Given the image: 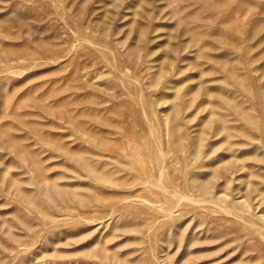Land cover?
I'll return each mask as SVG.
<instances>
[{
  "label": "rangeland",
  "instance_id": "rangeland-1",
  "mask_svg": "<svg viewBox=\"0 0 264 264\" xmlns=\"http://www.w3.org/2000/svg\"><path fill=\"white\" fill-rule=\"evenodd\" d=\"M0 264H264V0H0Z\"/></svg>",
  "mask_w": 264,
  "mask_h": 264
},
{
  "label": "bare ground",
  "instance_id": "bare-ground-1",
  "mask_svg": "<svg viewBox=\"0 0 264 264\" xmlns=\"http://www.w3.org/2000/svg\"><path fill=\"white\" fill-rule=\"evenodd\" d=\"M24 3V2H23ZM29 4V3H28ZM15 11V10H14ZM28 12V11H27ZM24 16V15H23ZM27 16V15H26Z\"/></svg>",
  "mask_w": 264,
  "mask_h": 264
}]
</instances>
